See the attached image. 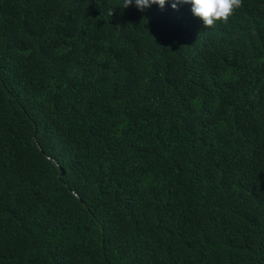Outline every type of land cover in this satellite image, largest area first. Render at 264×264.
<instances>
[{
	"label": "trees",
	"instance_id": "obj_1",
	"mask_svg": "<svg viewBox=\"0 0 264 264\" xmlns=\"http://www.w3.org/2000/svg\"><path fill=\"white\" fill-rule=\"evenodd\" d=\"M122 4L0 0V264H264V0Z\"/></svg>",
	"mask_w": 264,
	"mask_h": 264
},
{
	"label": "clouds",
	"instance_id": "obj_2",
	"mask_svg": "<svg viewBox=\"0 0 264 264\" xmlns=\"http://www.w3.org/2000/svg\"><path fill=\"white\" fill-rule=\"evenodd\" d=\"M166 4H170L173 9L180 4H190L192 14L205 26L211 27L217 21L226 22L234 10L240 7L241 0H123L122 8L135 6L138 11L143 12L153 5L163 9ZM62 171L65 173L61 169V175Z\"/></svg>",
	"mask_w": 264,
	"mask_h": 264
},
{
	"label": "water",
	"instance_id": "obj_3",
	"mask_svg": "<svg viewBox=\"0 0 264 264\" xmlns=\"http://www.w3.org/2000/svg\"><path fill=\"white\" fill-rule=\"evenodd\" d=\"M62 174H64V172L62 171Z\"/></svg>",
	"mask_w": 264,
	"mask_h": 264
}]
</instances>
